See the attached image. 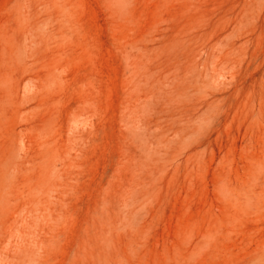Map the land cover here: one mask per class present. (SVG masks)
<instances>
[{
  "label": "rangeland",
  "instance_id": "obj_1",
  "mask_svg": "<svg viewBox=\"0 0 264 264\" xmlns=\"http://www.w3.org/2000/svg\"><path fill=\"white\" fill-rule=\"evenodd\" d=\"M0 264H264V0H0Z\"/></svg>",
  "mask_w": 264,
  "mask_h": 264
}]
</instances>
